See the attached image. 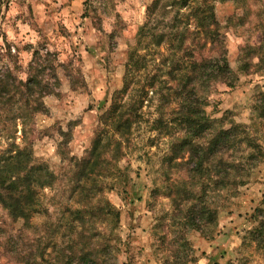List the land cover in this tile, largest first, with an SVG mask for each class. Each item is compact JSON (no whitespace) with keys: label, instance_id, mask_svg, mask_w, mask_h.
Listing matches in <instances>:
<instances>
[{"label":"rangeland","instance_id":"1","mask_svg":"<svg viewBox=\"0 0 264 264\" xmlns=\"http://www.w3.org/2000/svg\"><path fill=\"white\" fill-rule=\"evenodd\" d=\"M155 1L0 0V77L11 74L26 81L30 65L51 63L43 76L53 93L43 100L47 111L36 117L38 134L26 142L34 163L55 176L52 187L40 190L42 212L30 219L22 238L23 222L0 208V264H24L25 250L40 240L49 243L51 235L56 253L69 242L77 244L83 230L72 213L81 209L75 172L96 138L104 131L113 133L102 117L128 81L131 96L125 95L123 102L141 90L148 94L142 97L141 120L129 139L121 140L122 156L112 160L109 175L100 179L101 193L92 200L109 207L108 218L101 216L89 226L96 235L91 247L107 250L99 264H264V49H259L264 47V0H211L224 27L234 76L232 87L214 84L206 112L212 120L223 119L226 128H246L261 151L260 156L249 152L244 141L229 158L242 163L236 184L221 190L207 182L215 216L203 231L184 225L188 209L183 206L180 213L170 197L188 181V166H179L187 156L166 160L174 135L182 131L176 124L170 134L152 130L162 90L158 82L151 88V77L160 75L170 58L166 45L156 49L141 32L145 26L155 27L159 15L148 17ZM48 53L51 57L45 58ZM139 56L145 57V70L135 67ZM11 143L23 146L21 132L16 139H0V151ZM248 153H256L254 160H248Z\"/></svg>","mask_w":264,"mask_h":264},{"label":"trees","instance_id":"2","mask_svg":"<svg viewBox=\"0 0 264 264\" xmlns=\"http://www.w3.org/2000/svg\"><path fill=\"white\" fill-rule=\"evenodd\" d=\"M162 2L156 0L148 9V17L159 15L161 19L158 16L153 25L155 27L145 26L141 30L144 38H149L156 49L166 45L170 53V58L166 60L169 65L164 64L161 74L151 77V88H155L158 82L162 90L161 105L152 130H166L170 134L169 130L176 124L182 131L181 135H174L166 160L174 161L187 156L185 164L181 162L179 166H188V181L186 186L177 187L170 197L180 213L183 206L188 209L184 225L203 231L215 216L210 210L207 182L212 180L214 187L221 190L227 189L231 183L235 185L238 176H242V163L230 162L231 154L244 141L249 145V152L254 151L260 156L261 149L251 139L246 128L235 124L226 128L223 119L212 120L206 112V101L214 84L221 82L232 87L230 79L234 76L222 37L224 27L217 18L212 1ZM169 14L173 16L164 24ZM160 26H163L161 32L156 33ZM259 49L264 47L260 46ZM134 56L131 54L130 62H133ZM49 57L51 55L48 53L45 58ZM144 59L139 56L135 62L139 71L146 69ZM49 66L39 63L30 65L26 81H18L11 74L0 77V139L13 140L21 132L23 141V146L11 143L8 150L0 151V208L7 210L15 221L23 222L19 231L21 238L30 219L42 212L40 190L52 187L55 181L54 174L34 163L32 150L26 142L31 134L34 137L38 134L36 117L47 111L43 100L53 93V85L46 82L43 76ZM244 70L240 68V71ZM51 71L52 77L56 78L55 67ZM129 88L128 81L124 89L115 95L111 108L102 117L104 125L110 127L113 133L104 131L96 138L89 155L79 162L80 170L75 172L74 189L79 190L78 203L81 209L76 208L72 213L82 224L83 230L75 241L77 244L69 242L56 253V244L51 235L49 243L40 240L36 247L25 250L24 264H99L105 257L106 248L96 251L91 247L96 235H92L89 226H93L101 216L103 220L108 218L105 211L109 207L107 204H95L92 200L101 193L99 191L103 185L99 183H103L100 179L109 175L110 163L122 156L121 140L129 139L134 125L142 118V97L148 93L141 90L138 95H132L130 101L123 102L125 95L131 96ZM157 91L155 89L154 94L159 93ZM167 108L170 110L168 117ZM18 125L21 127L20 132ZM256 153H248V160H254ZM242 183L238 181V184ZM198 187H202L199 192L196 191ZM183 247H186L185 243Z\"/></svg>","mask_w":264,"mask_h":264}]
</instances>
